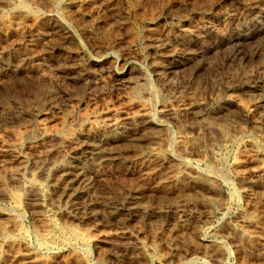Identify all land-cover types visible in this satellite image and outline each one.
<instances>
[{"label":"rangeland","instance_id":"rangeland-1","mask_svg":"<svg viewBox=\"0 0 264 264\" xmlns=\"http://www.w3.org/2000/svg\"><path fill=\"white\" fill-rule=\"evenodd\" d=\"M255 2L0 0V264H264V129L243 115L258 119L247 93L264 89ZM227 98L222 133L184 112ZM84 138L120 158L84 162L88 197L58 188ZM132 195L174 212L107 223ZM173 201L197 217L182 224Z\"/></svg>","mask_w":264,"mask_h":264},{"label":"bare ground","instance_id":"bare-ground-1","mask_svg":"<svg viewBox=\"0 0 264 264\" xmlns=\"http://www.w3.org/2000/svg\"><path fill=\"white\" fill-rule=\"evenodd\" d=\"M255 6H262V7H264V0H258V2H257V0H256V2L255 3H253V7H255ZM252 10V9H251ZM259 16H257V18H258ZM255 19V18H254ZM262 19V18H261ZM211 22V21H210ZM246 23L247 22H245V24H243V25H246ZM254 23V22H253ZM263 23V22H262ZM252 24V23H251ZM197 31V30H196ZM201 32V31H200ZM156 33V32H155ZM199 33V32H198ZM164 34V33H163ZM195 34V33H194ZM199 35V34H198ZM172 36V35H171ZM175 36V35H174ZM164 37H165V35H164ZM168 37V36H167ZM156 37H154V38H152V40L153 39H155ZM226 38V37H225ZM166 40H167V38L165 39V38H163V36H157V39L155 40V45H154V47H155V49L157 50V51H161L162 52V50H164L165 48H167V47H171V46H169L167 43H166ZM176 40V39H175ZM231 41V40H230ZM175 42H173V43H171V44H174ZM151 46V45H150ZM180 46H182V45H180ZM179 46V47H180ZM174 47H176V46H174ZM172 49V48H171ZM170 49V50H171ZM178 49H180V48H178ZM169 50V49H168ZM167 50V51H168ZM186 50H188V49H186ZM186 50H184L185 51V54L187 53V55L186 56H184V57H186V61H189V60H192V59H194L195 57H196V52L194 53H192V52H190V51H187L186 52ZM191 50V49H190ZM177 51V50H176ZM181 51V50H180ZM182 51H183V49H182ZM164 52V51H163ZM174 52V51H173ZM168 53V52H167ZM170 53H172V52H170ZM174 54V53H173ZM179 54V53H178ZM184 54V55H185ZM164 55V54H163ZM168 55V54H167ZM171 55V54H170ZM180 55H181V53H180ZM160 56H161V54H160ZM176 56V55H175ZM179 56V55H178ZM182 56H183V54H182ZM169 57H172V56H168V58ZM177 57V56H176ZM159 58V57H158ZM178 58V57H177ZM181 58V57H180ZM160 59H161V57H160ZM159 63H160V61H159ZM158 63V64H159ZM176 63H179V60H177V62H172L171 64L172 65H174V64H176ZM183 62H180L179 64H178V66L180 65V64H182ZM155 64H157V62L155 63ZM77 65V64H76ZM74 66V65H73ZM72 66V67H73ZM71 67V66H70ZM75 67V66H74ZM82 67V66H81ZM159 68H161V67H159ZM164 69H166V68H164ZM165 71V70H164ZM77 72V71H76ZM69 73V72H68ZM72 73V72H71ZM70 73V74H71ZM79 73H80V70H79ZM72 78V77H71ZM74 78H75V76H74ZM263 79H264V77H263ZM260 88V87H259ZM213 91V90H212ZM248 95H251L252 97L251 98H253V100H255V110L257 111V114H258V119L257 120H255V119H250V117H249V114L248 113H243V115H244V117L246 118V119H248V121H250L251 123H253L252 125H254V126H259L260 127V129L261 128H263L264 129V89H257V90H255V91H251V92H248L247 93ZM20 102V101H19ZM194 105V104H193ZM193 105H191L190 107L188 106V108H186L185 110H184V112H185V114H187V115H191V116H193L192 118H194V119H197V120H203L204 122H205V124L207 125V126H209L210 128H212L213 130L215 129L216 131H219V129L218 128H220L219 126H221V128H222V125H220V122H224L223 121V119L225 118V116H227L228 114V112H230V110H231V112H232V110L233 109H235V108H237L238 107V104H236V102H235V100H233L232 98H227L224 102H223V105H222V107H221V105H220V109L217 111V112H209V110L208 109H206V108H204L203 106H198V107H195V106H193ZM196 105V104H195ZM166 108V107H165ZM164 108V109H165ZM163 111V110H162ZM161 111V112H162ZM228 111V112H227ZM164 112H166V113H170L171 112V110H169L168 108H166L165 110H164ZM164 112H162V113H164ZM227 112V113H226ZM146 113V112H145ZM141 114V113H140ZM231 114V113H230ZM146 115H147V113H146ZM169 115V114H168ZM172 115V114H171ZM189 115V116H190ZM144 117V114H142L141 116H137V117H134V118H131V117H125L124 119H122V120H124V121H128V123L126 124V122H123V123H121V121L120 122H118V123H116L115 121H114V123H112L110 126L113 128V130L115 131V134L117 133L118 134V136H116V137H122V139L123 138H125V137H127L126 136V134H125V132L122 130L121 132H119V131H117V130H119V129H121V128H124V126L122 125V124H126V125H128V126H130V125H132L131 123H133L135 120H138V119H140V117ZM166 116V115H165ZM242 117V116H241ZM229 118V117H228ZM232 118V117H231ZM230 118V119H231ZM193 119V120H194ZM146 120V119H145ZM226 120H227V118H226ZM142 121V120H141ZM144 121V120H143ZM148 121V120H147ZM152 121V120H151ZM154 121V120H153ZM152 121V122H153ZM195 121V120H194ZM218 121H220L219 122V124H218ZM228 121H230V120H228ZM231 121H233V119L231 120ZM110 122V121H109ZM150 122V121H149ZM151 122V123H152ZM227 122V121H226ZM108 123V122H107ZM141 123V122H140ZM201 123V122H200ZM230 123V122H229ZM250 123V124H251ZM144 124H146V122L144 123ZM204 124V123H203ZM204 124V125H205ZM226 124V123H225ZM142 125H143V123H142ZM219 125V126H218ZM228 125V124H227ZM99 127V126H98ZM101 127V126H100ZM127 127V126H126ZM161 127V126H160ZM111 128V129H112ZM128 128V127H127ZM139 128V127H138ZM102 129V128H101ZM205 129V128H204ZM207 129V128H206ZM218 129V130H217ZM223 129V128H222ZM222 129H220V131L219 132H221L222 133ZM227 129V128H226ZM96 130V129H95ZM131 130H132V128H131ZM214 130V131H215ZM129 132V131H128ZM168 132H170V131H168ZM227 131L225 130V131H223V134H225ZM99 133V132H98ZM155 133V132H154ZM165 134H166V132H165ZM169 134V133H168ZM216 134V133H215ZM222 134V136H223V138H224V135ZM226 135V134H225ZM99 136V135H98ZM135 135H133V137H134ZM221 135H219V137H220ZM79 137V136H78ZM102 137V136H101ZM142 137V136H141ZM75 138V137H74ZM97 138V137H96ZM145 138V137H144ZM86 139L87 138H84V140H83V142H81V141H79V142H77V144H76V146L73 148V153L72 154H74L73 156H77V157H71L72 158V160L70 161V163L68 164V166H67V169H64V172L61 174V176H60V181H59V190H61V192H67V191H69V190H75V191H73V193L75 194V192L77 191V194L78 195H80V196H85V197H88V194L89 193H91V192H89L88 193V191H89V189L93 186H91V183L88 181V180H84V178H82L81 177V175H79L80 173H82L83 171H84V162L88 159H95L96 161H100V162H104L105 160H110V161H117V162H120V158H119V156L118 157H116V156H110L109 157V155H114V154H112L111 152L109 153L108 152V150L106 151V150H104L105 149V147L104 148H101L95 141H86ZM147 139V138H146ZM70 140V139H69ZM73 140V139H72ZM90 140H91V138H90ZM93 140V139H92ZM129 140H131L130 142H132V141H134L135 142V140H137V137L135 138H132V139H129ZM199 140V139H198ZM109 141V140H108ZM128 141V140H127ZM264 141V140H263ZM61 142H63V141H61ZM66 142V141H65ZM75 142V143H76ZM112 142V141H111ZM128 145V144H127ZM137 145H138V143H137ZM140 145V144H139ZM138 145V147H139V149L141 148L140 146ZM159 145V144H158ZM57 146V145H56ZM70 146V145H69ZM136 146V145H135ZM143 146V145H142ZM137 146H136V148H138ZM60 148V147H59ZM58 148V149H59ZM182 148V147H181ZM8 148H6V150H7ZM109 151H110V149H109ZM104 152L106 153V152H108V156L107 155H105L104 154ZM79 153H81V157H78V155H79ZM6 154L8 155V156H12V155H14L13 153H11V151L8 149V151H6ZM258 156V155H257ZM89 157V158H88ZM7 160H8V158H7ZM12 160V159H11ZM14 160V159H13ZM5 161V160H4ZM59 161V160H58ZM122 162V161H121ZM94 163V162H93ZM98 163V162H97ZM110 163V162H109ZM88 164V163H87ZM119 165V164H118ZM121 165H123V164H121ZM125 165V164H124ZM123 165V166H124ZM66 168V167H65ZM168 168V167H167ZM174 169V168H173ZM171 170V169H170ZM169 171V170H168ZM183 171V170H182ZM87 173V172H86ZM173 173H175V169L174 170H172V171H169V172H167L166 173V178L170 181V179L172 178V174ZM87 176V175H86ZM186 176H187V174H186ZM193 177V176H192ZM191 176H189V179H187V180H189L190 181V183L191 182H193L192 184H195L196 183V181L197 180H194V178H192ZM2 179V178H1ZM11 180V179H10ZM251 180V179H250ZM91 181V180H90ZM186 181V180H185ZM198 182V181H197ZM257 181H251V182H248L249 183V188L251 187H253L254 188V185H255V183H256ZM209 183V182H208ZM79 185V186H77V185ZM188 184V183H187ZM197 184V183H196ZM201 184V183H200ZM203 184V183H202ZM74 185H76L75 186V188L76 187H78V188H81L80 190H76V189H73V186ZM188 185H190V184H188ZM198 185H199V182H198ZM204 185H206L205 183H204ZM210 189L209 187H205V189ZM211 188H213V187H211ZM244 189V188H243ZM245 189H248V188H245ZM212 190V189H211ZM202 191V190H201ZM207 191V190H206ZM214 191V190H213ZM7 192V191H6ZM247 192V191H246ZM72 193V194H73ZM67 194H68V192H67ZM73 194V195H74ZM92 194V193H91ZM91 194H90V196H89V198L90 197H92L91 196ZM73 195H72V197H73ZM69 196H71V192L69 193ZM79 196V197H80ZM18 198V197H17ZM82 198V197H81ZM80 198V199H81ZM88 198V199H89ZM94 198V197H93ZM97 198V199H96ZM98 198L99 197H95V199L96 200H94V201H92V203H93V205H94V207H95V209H93V208H91V209H93V210H96V207L98 206V205H100L102 202H100L101 200H103V199H101V200H98ZM182 198H184V197H182ZM30 199V198H29ZM71 199V198H70ZM85 198H83V200H84ZM92 199V198H91ZM181 199V198H180ZM188 199V198H187ZM187 199H184V200H186L187 201ZM200 199V198H199ZM175 200H177V199H175ZM182 200V199H181ZM186 201L184 202V201H182V202H176L177 204H175V201H173L174 202V206L176 207V218L178 219V221L180 220V222H182V224L184 223V225L185 224H187V221H190V220H192V219H195V217H197L196 216V212L195 211H192V210H190L189 208H187L188 207V202L190 201V200H188V202L186 203ZM192 201V200H191ZM18 202V201H17ZM84 202V201H83ZM86 202H88V201H86ZM106 202V201H105ZM208 202V201H207ZM110 203V202H109ZM108 203V204H109ZM127 203V202H126ZM126 203H121L119 206L120 207H113L111 210H109L108 212H107V216H106V222L107 223H113V225H115L114 223H116V222H120V221H125V220H127L128 222H132V220H136V219H147V218H149V217H151L152 215H154V214H157V215H169L170 214V212H172L171 211V207L170 206H166L165 208H158L157 210H150L149 208H147V207H145L144 205L146 204H143V199H141L140 197H138V196H130V198L128 199V203L130 204V206H127V205H125ZM190 203V202H189ZM203 203V202H202ZM21 204V203H20ZM23 204V203H22ZM88 203H86V205H87ZM103 204V203H102ZM173 204V203H172ZM212 204V203H211ZM88 205H90V204H88ZM88 205H87V207H88ZM112 205V204H111ZM206 205V204H205ZM208 205V204H207ZM122 207V208H121ZM161 207V206H160ZM105 208H109V207H105ZM111 208V207H110ZM157 208V207H156ZM171 208V209H170ZM100 209V208H99ZM155 209V208H154ZM174 209V208H173ZM98 210V209H97ZM36 211V210H35ZM92 211V210H91ZM100 211V210H99ZM105 211H106V209H105ZM85 212H86V210H85ZM93 212V211H92ZM104 212V211H103ZM174 212V211H173ZM88 213V212H87ZM104 213H106V212H104ZM172 214V213H171ZM102 216H103V214H101ZM87 215H85V217H86ZM91 216V215H90ZM94 216V215H93ZM170 216V215H169ZM172 216H174V214L172 215ZM171 216V217H172ZM6 217V216H5ZM88 217V216H87ZM155 217V216H154ZM156 217H158V216H156ZM162 217V216H161ZM165 217H167V216H165ZM99 218V217H98ZM153 218V217H152ZM174 218H175V216H174ZM96 219V218H95ZM7 220V219H6ZM98 220V219H97ZM197 220V219H196ZM177 220H175V222H178ZM7 222V221H6ZM186 222V223H185ZM191 222V221H190ZM8 223H9V221H8ZM16 223V222H15ZM125 224H126V222H124ZM4 224V223H3ZM163 224V223H162ZM176 224V223H175ZM180 224V223H179ZM8 225V224H7ZM189 225V224H188ZM1 226V225H0ZM179 226V225H178ZM1 227H3V226H1ZM184 227V226H183ZM6 228V227H5ZM9 228V227H8ZM174 229H176L175 227H174ZM5 234V233H4ZM238 234V233H237ZM232 235V234H231ZM238 236H240V235H238ZM235 238V237H234ZM236 238L238 239V237L236 236ZM241 239V238H240ZM247 240H248V238H246ZM9 240V239H8ZM242 240V239H241ZM248 243V242H247ZM3 255V254H2ZM36 259H37V257H36ZM34 260V259H33ZM40 260V259H39ZM218 260V259H217ZM2 261H4V260H2ZM37 261H38V259H37ZM31 262H33L32 260H31ZM36 264V263H35Z\"/></svg>","mask_w":264,"mask_h":264}]
</instances>
